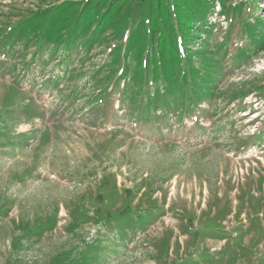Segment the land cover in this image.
Listing matches in <instances>:
<instances>
[{
	"label": "rangeland",
	"instance_id": "1",
	"mask_svg": "<svg viewBox=\"0 0 264 264\" xmlns=\"http://www.w3.org/2000/svg\"><path fill=\"white\" fill-rule=\"evenodd\" d=\"M0 264H264V0H0Z\"/></svg>",
	"mask_w": 264,
	"mask_h": 264
},
{
	"label": "bare ground",
	"instance_id": "2",
	"mask_svg": "<svg viewBox=\"0 0 264 264\" xmlns=\"http://www.w3.org/2000/svg\"><path fill=\"white\" fill-rule=\"evenodd\" d=\"M258 171V170H257Z\"/></svg>",
	"mask_w": 264,
	"mask_h": 264
}]
</instances>
